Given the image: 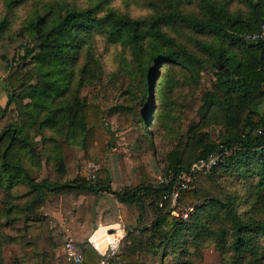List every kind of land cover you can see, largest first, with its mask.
Segmentation results:
<instances>
[{"label": "rangeland", "instance_id": "obj_1", "mask_svg": "<svg viewBox=\"0 0 264 264\" xmlns=\"http://www.w3.org/2000/svg\"><path fill=\"white\" fill-rule=\"evenodd\" d=\"M256 5L260 10L264 0H0V132L15 128L13 136L0 142V162L5 151L4 159L23 169L9 192L0 190V215L12 210L0 218L1 224L8 223L0 231V264H68L63 245L83 244L94 229L106 232L105 226L125 229L111 264H124V257L140 264H245L264 257V235L242 227L257 229L264 222V187L258 184L255 165L235 158V152L220 159L223 164L235 158L227 170L194 175L197 217L175 232L155 228L168 206L160 211L156 192L143 191L133 203L108 192L55 196L29 187L24 174L47 185L81 176L123 193L162 183L171 159L185 168L227 133H247L244 126L261 117L264 99L251 103L242 91L220 83L218 76L227 77L219 74L223 64L208 49L241 59V43H254L244 42V33L241 43H230L218 29L230 31L227 16L258 25ZM69 12L92 16V28L77 40L75 63L56 54L39 58L32 22L44 17L47 24H55ZM108 15L139 21L146 38L135 43L124 31L117 42L109 40ZM218 19V28H211ZM166 57L177 63L162 61ZM14 71L32 75L30 85L39 89L33 103L19 97L30 90L28 85L8 86ZM151 73L155 80L149 106ZM84 101L101 108V126L113 145L103 169L86 156L87 127L79 116ZM28 204L29 217L20 214ZM239 238L246 239L247 247L237 252L245 246L238 245Z\"/></svg>", "mask_w": 264, "mask_h": 264}, {"label": "trees", "instance_id": "obj_2", "mask_svg": "<svg viewBox=\"0 0 264 264\" xmlns=\"http://www.w3.org/2000/svg\"><path fill=\"white\" fill-rule=\"evenodd\" d=\"M255 7L257 19L260 20L258 25H256V21L245 23L236 18H231L229 16L226 17L225 23L230 26V31L221 28L218 29L222 32L223 38L226 41L233 44L241 43L242 40L240 35L242 33L247 34L259 31L262 21L264 19V7L260 6V10L258 9V5H256ZM91 18L92 16L90 12H69L61 16L59 21H57L55 24H47L45 22L44 17H37L36 20L33 21L31 24V30L33 35L36 36L40 42L39 50L41 51V53L38 55V57L44 59V57H46L47 55L56 54L63 57L64 61L66 62L70 61L75 63L77 40L81 37V34L84 30L88 29L89 26H91L92 28ZM106 20L109 21L108 38L111 41L117 42L120 39L121 33H123L124 31L130 34L132 40L135 43L138 41H143L146 38V36H142L143 26H141V23L139 21L132 20L128 17L123 16L111 17V15H108ZM219 22H221V19H218L217 22H211L209 25L211 28H218L217 24ZM154 37L159 38V32H156ZM244 42L246 41L244 40ZM241 46L243 48V57L237 61L230 59L224 52H215L209 49L208 51L212 55L213 59H215V61H220L221 64H223L224 69L219 74H224L227 77L221 80V76H218V81L220 83H229L233 86L232 90L242 91L241 96L244 99H248V101H251V103L255 99H257L255 102L257 103L258 99H264V43L251 45L241 43ZM165 60L170 61L172 63H177V59H174L173 57H166L162 59V61ZM157 64L158 62L153 63V66L155 67ZM31 79L32 75L29 73H25L21 76L18 71H14L9 75L7 80L8 86L11 89L18 88L24 84L28 85L30 90L28 92L22 93L19 97L20 99H30V103H33L36 91H38L39 89L30 85ZM154 80V74L151 73L148 83L149 95L151 96L149 106H151V99L153 98L152 88ZM236 80H239L237 81V83L239 82V85H237ZM234 83H236V86L234 85ZM44 90L45 89L41 90L42 94H44ZM9 105L10 104L7 100L4 109H8ZM24 107L27 108L28 105H24L23 108ZM79 116L81 118L82 126L84 128L85 126L87 127V132L84 138L86 156L88 158L94 157L97 163L100 164L103 169V162L105 160L106 153L112 148L113 145L108 140L109 132L105 131L101 126V119L103 116L102 110L98 105H88L87 102L84 101L83 105L79 107ZM0 118H2V116ZM51 125H54V121H51ZM244 128L248 130L247 133L242 131V134L235 136H233L232 134L229 135V133H227V135L221 142L211 146L209 149L204 150L195 160L205 157L210 153H217L222 157L227 152H235L237 153L235 158L239 157L243 160H247L249 167H252L253 164L255 165L259 172L257 175L260 176H258V184L259 186L264 187V111L257 121L246 122ZM14 132V127H5L2 132H0V142L8 134H11V136H13ZM93 151H95L94 155ZM1 154L3 158L0 162V190H3L5 192L4 194H6V192H9V190L14 186V182L19 180V173L23 171V169L18 165V163L7 162L4 159L5 151H2ZM234 159L233 157H230L223 164L222 162H219L210 171V173L217 174L221 170H227L233 163ZM185 169L186 167L181 168L178 166V160L171 159L170 164H168V169L166 171L165 177L168 171H173L174 173H177ZM14 170H17L18 174H16ZM24 174L29 187L33 188L34 190L44 189L46 192L55 196L66 195L75 191H84L92 194L108 192L115 195L117 199L121 202L133 203L137 201L139 195L143 191L146 193L156 192L159 194V198L164 192L170 191V187H167L163 183H160L157 186L137 187L134 190H129L120 193L112 190L111 188H109L108 185L92 184L81 176H78L76 179L70 180L63 184L47 185L45 183H33L29 180L27 174ZM2 193L3 192H0V194ZM253 196H255V191L252 194V197ZM194 199L195 195L191 190L180 193V203L185 202L194 206V212L193 214H191L188 221H177L170 217L168 213H164L156 220L155 228L158 230H162L165 227V230L168 229L173 230V232H175L176 229L181 227V225H184L186 223L189 224L188 222L192 223V221L196 219L198 211V207H196V205H194V203L192 202ZM261 199L262 198L258 195L257 200L261 201ZM28 205H24L23 210L29 211L32 208V206ZM163 207L164 206L159 207L160 211ZM11 211L12 210L8 208L6 210V213L12 214ZM6 213L2 211L0 218L2 219L3 216L6 217ZM4 226L5 225L0 223V231L1 228H4ZM242 227L248 233H258L261 231V234L264 235V222H261L259 226H256L257 229L250 228L247 224ZM1 242L2 240H0V243ZM242 243H245V246L241 250L237 249V252H240L247 247L245 238H242V240L239 238L238 245L240 246V244ZM80 247L82 249L84 258L83 264H100V256L88 241L83 244H80ZM1 250L2 247L0 245V255ZM256 254H258V252ZM117 256L118 253L114 260L117 258ZM124 264L140 263H138L133 258L124 257ZM245 264H264V257L261 256L260 258H257L254 261L246 262Z\"/></svg>", "mask_w": 264, "mask_h": 264}, {"label": "built area", "instance_id": "obj_3", "mask_svg": "<svg viewBox=\"0 0 264 264\" xmlns=\"http://www.w3.org/2000/svg\"><path fill=\"white\" fill-rule=\"evenodd\" d=\"M243 39L246 42L254 44L264 43V19L262 21L259 31L255 33L244 34ZM220 159L221 155L217 153H210L205 157L199 158L189 164L185 170L179 171L177 173H174L173 171H168L162 183L165 186L170 187V191L164 192L162 194V203L160 204V207H162V205L166 203L168 205L167 213L170 217L181 222L188 221L189 217L194 212V206L185 202L180 203V193L192 190L194 175L210 172L220 162ZM108 233L112 236L113 240L107 244L104 253H100L99 251H97V249L91 244L100 256V264L112 263L120 249L125 229L119 227V229L117 230H109ZM62 251L63 258L66 263H84L83 253L80 244L73 241H68L63 245Z\"/></svg>", "mask_w": 264, "mask_h": 264}, {"label": "crops", "instance_id": "obj_4", "mask_svg": "<svg viewBox=\"0 0 264 264\" xmlns=\"http://www.w3.org/2000/svg\"><path fill=\"white\" fill-rule=\"evenodd\" d=\"M31 214V211L29 212V211H25V210H23V211H21L20 212V214H22L23 216H25V215H28V217L30 216V214ZM3 225H5L4 226V228L6 227V225H7V222L5 223V224H3ZM103 225V224H102ZM103 226H105V225H103ZM107 229H106V232L109 230V228H110V226H105ZM3 228V229H4ZM103 228H97V229H94V231H93V233L88 237V239H87V241L89 242V243H98L97 245H100V247L102 248V249H104L107 245V243H108V241H109V238H108V236H105L106 235V232L104 233V232H102V233H104V234H101L99 231L100 230H102ZM107 234H108V232H107ZM107 240V241H106ZM107 242V243H106ZM8 244H11L10 242H7ZM104 243H106L105 245V247H102V245H104ZM2 251L4 252V246H2Z\"/></svg>", "mask_w": 264, "mask_h": 264}, {"label": "bare ground", "instance_id": "obj_5", "mask_svg": "<svg viewBox=\"0 0 264 264\" xmlns=\"http://www.w3.org/2000/svg\"><path fill=\"white\" fill-rule=\"evenodd\" d=\"M119 229V228H118ZM114 230H117V229H114ZM101 234H104L105 233V229H102V230H100L99 231ZM102 232H104V233H102ZM105 236H108V238H109V241H108V243L110 242V241H112L113 240V238H112V236L108 233L107 235H105ZM107 241V240H106ZM107 243V242H106ZM106 243H104V245H102V247H105L107 244ZM98 243H92V245L97 249V251H99L100 253H104V251H105V249H106V247L104 248V249H102L101 247H100V245H97ZM106 244V245H105Z\"/></svg>", "mask_w": 264, "mask_h": 264}, {"label": "water", "instance_id": "obj_6", "mask_svg": "<svg viewBox=\"0 0 264 264\" xmlns=\"http://www.w3.org/2000/svg\"><path fill=\"white\" fill-rule=\"evenodd\" d=\"M221 65H219L218 63H216V67L219 68Z\"/></svg>", "mask_w": 264, "mask_h": 264}]
</instances>
